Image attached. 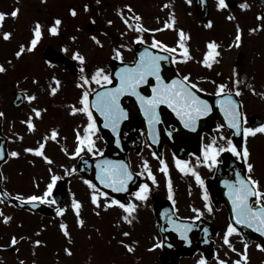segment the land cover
<instances>
[{
  "label": "rangeland",
  "instance_id": "obj_1",
  "mask_svg": "<svg viewBox=\"0 0 264 264\" xmlns=\"http://www.w3.org/2000/svg\"><path fill=\"white\" fill-rule=\"evenodd\" d=\"M211 1L212 3L215 2V0ZM244 2L245 0H239V5H237V10L241 12L237 10L230 11V15L235 17L231 21L238 20L237 22L229 24V19L223 21L225 10L216 6L212 11V26L207 27L203 22H199L203 25L196 26L195 19L198 18L193 10V0L189 6L187 0H100L99 4L96 0H0V11L11 13L14 8L19 7L20 9L17 17L6 16L3 26L0 27V63L5 65L9 73L12 72L16 75V87L25 88L23 85L27 80L25 74H34L39 79L51 74V78L56 76L59 79L62 76L57 74L59 72L57 67L46 63L42 58L44 45L49 43L55 47L67 46L70 50L66 52L67 54L79 49L88 57V70L93 64L104 66L108 58L114 56V49L117 47L121 48L123 58L132 57L131 44L134 37L140 33L128 29L119 15L120 11H124L130 22H133L131 21L132 13L128 12L125 5H131L134 12L142 16V23L147 28L162 29L159 32H143L142 35L146 41H152L155 37L170 46L176 45L179 35L177 31L175 32V28L165 29L163 24L166 20H170L169 13H174L176 17L175 27H181L184 32L190 34L188 35L190 36L191 45H196V47L203 45L202 41L209 37L213 41L218 38V42H220L221 60L219 63L214 64L211 69L200 66L195 59L187 61L188 64L181 62L180 69L183 71L190 65L193 77H206L213 73L219 76L220 79H226V85L230 86V83L234 82L233 78L236 74L234 72L239 69L235 64L237 53L242 51L245 55L241 64V67L244 65L242 67L244 71L239 74V77L250 78L248 82L240 83V95L244 102V108L247 113H259L264 119V27H262L264 26V19H261L258 15L259 6L256 1L246 0L250 5L247 9L240 7ZM85 4L90 6L87 11L84 10ZM165 4L168 7H164ZM48 5L51 7V11L47 9ZM71 7L77 9V16L68 14V9ZM48 11L50 13L57 11L56 16L62 19L60 32L62 35H48L45 31V36L35 51L25 52L22 57L17 58L15 52L19 45L16 46L15 43L19 38H23L25 34L27 35H25L24 43H27L30 32L29 30L26 33L27 27H30L29 23L33 22V19L39 20L45 26L51 23L50 16L52 15L49 16ZM93 17H95V23H93V29L89 31L86 23H92ZM108 20H113L114 23L109 25ZM238 25L242 30V35L241 41L237 45L234 43L235 36H233V33ZM253 28L257 30L250 31ZM5 31H11L13 36L5 40L2 36ZM227 31L229 35H227ZM20 32L23 33L19 35ZM121 33L125 34L122 36ZM93 34L103 41V46H98L91 40ZM72 36H76L77 40H71L70 37ZM124 44L129 45V47H121ZM229 45L232 46L229 47ZM250 69L254 70L255 77H257V83L253 86H250L249 83L256 79L251 80L252 74L248 72ZM51 78L47 80L49 83ZM200 80L204 87L214 88V82L205 79ZM51 86L53 85L47 84L41 91L49 95L43 104V109H46L44 111L45 117L49 121L57 120L54 122L56 125L62 124L66 131L64 135L69 136V139L65 142H72L76 140L77 129L82 134L80 119L71 114L70 105L67 102L70 100L69 96L74 94L76 89L61 84L56 95H53L50 93ZM6 87L7 93L4 91V95H6L5 100L8 102L13 86L9 83ZM56 110H58L57 115H55ZM48 143L49 151H52L49 157L53 160V163L50 165L44 160H34L33 164L36 166H33L32 171H24L26 174L22 171H16L15 178L18 185L16 191L24 194L28 192L41 194V191L46 188L51 175V172L47 170V166L51 167L60 176L64 174L61 166L70 165L72 158L68 156V151L62 149L61 144L57 141L54 142L49 139ZM251 143L250 154L251 161L254 164L253 171L259 176L261 174L264 176V134L257 133ZM70 146H68L69 150L72 148ZM56 151H60V155L56 154ZM39 169L41 170L37 171ZM22 174H25L24 179H22ZM33 174L34 176L41 175L43 177L39 176L36 179L39 188H35V185L32 186L31 175ZM78 178V176H75L74 180V177L73 179L70 177V189L66 196L67 201L71 189L75 191L76 196H80L77 189L83 188V186L79 181L80 178ZM33 182L35 183L34 177ZM19 186H22V188H19ZM6 208L10 209L11 212L5 211ZM12 210L11 207L0 202V211L12 217L9 223H4L3 216H0V244L10 246L13 235L18 238L25 237V239H18V243L13 246L11 251L7 250L8 247L0 248V264H19L20 261H24V264H32L33 260L36 261V264H163L157 259V254L160 251L159 239L154 238L155 227L152 224L151 215H148L147 211H145V216H135L133 222L128 224L126 221L123 222L121 216L123 212L118 206H112L108 209H97L95 206L94 210L88 208V215L87 213L82 215V219L85 221L83 227L78 223H76L78 226L74 225L73 220L69 221V224L67 223L71 233L70 242L58 226V220L61 221V218H57L56 214L47 216L40 212L19 209H15L12 213ZM138 218L142 221L141 225L136 222ZM68 219L65 217L64 222ZM125 232L129 235L125 236ZM219 238L215 241V253L212 258L210 257L211 259L207 260L208 264H218L217 255L230 262L234 258H238L237 253L231 252L223 244V240ZM37 239L45 243L36 246L33 241ZM231 240L235 247L242 251L240 244L233 239ZM120 241L125 243L121 244ZM153 244L158 246L152 248ZM127 246H132L134 251H128ZM65 247L71 248L73 255L69 256L65 253ZM248 251L250 256L248 264H264L263 253L254 251L252 247H249ZM226 253L228 254L226 255ZM201 256L200 252H195L191 256L181 257L177 264H193Z\"/></svg>",
  "mask_w": 264,
  "mask_h": 264
},
{
  "label": "snow or ice",
  "instance_id": "obj_2",
  "mask_svg": "<svg viewBox=\"0 0 264 264\" xmlns=\"http://www.w3.org/2000/svg\"><path fill=\"white\" fill-rule=\"evenodd\" d=\"M96 2L99 4L100 0H96ZM187 2L191 4L192 0H187ZM163 6L168 7L167 4ZM89 7L90 6L88 4H85L84 10L87 11ZM217 7L220 9L229 7V0H218ZM240 7L247 9L250 7V5L245 0V2L240 5ZM125 8L129 13H132L131 21L135 23L130 22L124 11H120L119 15L124 20V23L128 29H133L134 31L140 33L134 37L137 42L143 41L144 37L142 34L145 31L159 32L162 30L160 28H147L142 23V16L139 13H135L131 5H125ZM70 11L72 16L78 15L76 8H72ZM19 12V7L14 8L11 13L0 11V27L3 26L6 16L11 15L12 17H17ZM169 17L170 20H166L163 24V28L165 29H171L175 27L176 17L174 13H169ZM228 18L234 19L235 17L229 16ZM260 18L264 19V15H262ZM92 23H95V17L92 18ZM107 23L111 25L114 23V21L108 20ZM212 23L213 22L209 20L206 26L211 27ZM61 25L62 19L56 17L53 23L47 26L46 31L48 34L53 36L60 35ZM256 30L257 29L255 28L250 29V31ZM31 32L32 35L30 36L27 43L20 44L18 50L15 52V56L17 58L22 57L25 52H33L37 49L38 45L45 36V25H42L39 21H36ZM124 34L125 33H121L122 36ZM105 35H107V33H105ZM178 35L179 40L175 46H170L169 44L153 37L151 47H158L166 53L173 54V60L188 61L192 59V56L189 47L186 45V33L181 28L178 30ZM241 35L242 30L238 25L237 34L234 40L235 44H239L241 41ZM2 36L5 40H7L13 36V33L11 31H5L2 33ZM70 39L75 41L77 40V37L72 36ZM91 40L94 41L96 45L103 46V41L100 40L97 35L93 34L91 36ZM231 46L232 45H229V47ZM121 47L128 48L129 45L124 44ZM218 47L219 45L216 43V41H210L207 45L209 51L204 54L201 63L211 68L212 63L210 60H214L215 56L219 55V52L215 51V49ZM62 50L65 52L70 51L67 46H64ZM177 52L180 53L179 56L175 55ZM114 55L117 59L123 60L121 48H115ZM71 57L79 64L80 75L77 79V86L82 91L78 101L80 106L77 107L75 104L71 105L70 112L73 115L82 113L87 117V123L83 127V133L81 134L80 130L77 129V134L75 137L77 144L75 151L68 153L71 156L79 155L81 152H90L94 156L98 154V152L95 150L96 143L94 137L99 129L97 127L96 117L93 114V110L99 112L100 115L104 117L105 127L111 128L113 132L118 133L120 122L128 117V109L123 107L120 101V98L125 94H131L139 101L140 108L143 111L144 116L147 117L149 128L152 129L150 135H152L154 139L156 135L155 125L160 122L159 107L162 104L167 105L175 112L185 128H190L193 130L196 128L200 118L208 116L213 110L209 101L198 95L194 90L199 89L201 92L204 91V89L200 88L199 84L191 78V73L181 75L170 81L165 80V77L162 75L163 65L161 61L167 59L168 57L161 55L159 52L154 53L148 48H145L142 52H140L139 59L135 62V64L131 66L125 64L119 69V71L115 73V76L119 78V83L116 84V86L103 88L100 91L92 88L91 84L93 82L98 86L102 83L111 84L113 80V74L106 72L105 68L102 66L95 67L94 70L89 74L87 72L88 57L79 49L71 51ZM9 63H11V61H9ZM47 63L51 64L52 62L47 61ZM6 71L7 69L5 65L0 63V72ZM149 77H153L155 79L154 84L150 83ZM198 79H206V77H199ZM52 80L55 82V86L50 87V93L54 95L61 86V81L56 76H53ZM33 82L38 83V80L34 79ZM236 83H239V81L237 80ZM141 85H150L151 95H145L140 90ZM226 87L227 86L225 84H220L218 86L217 95L223 93ZM235 91L237 95L240 94L239 88H237ZM90 93H94V100L90 99ZM24 98L29 103H31L37 99V96L35 93H33L25 95ZM217 103L220 105L221 111L224 113L228 126L232 129H235L237 133H239L241 129L243 130L245 145L241 150L235 143H233L231 137H225L223 134H221L220 139L226 141L227 150H230L236 157L244 160L247 171L252 173L254 170V164L250 162V150L247 147L246 141L249 135L255 136L257 133L264 134V123H260L258 126H245L246 117L242 111V102H238L232 98L231 90H229L226 97H222L221 99L217 100ZM44 111H46V109L36 107L31 110V113L36 117H41ZM32 114H30L29 118L24 121L30 132L35 131L37 127V125L33 122ZM4 115L5 113L0 111V117H3ZM223 127L224 124H217V128ZM50 133V138L52 140H56L57 136L59 135L58 130L56 128H52ZM19 139L23 140V136H19ZM48 140L49 136L45 135L43 140L38 142V146L26 147L24 151L41 157L44 161L51 165L53 160L45 152V146ZM117 143H119V140H117ZM226 148L225 145H218L217 138L213 137L212 143L206 144L204 146L203 158H197V163H204L207 164L208 167H212L218 163L217 156H219L221 152L225 151ZM65 151L67 152V149H65ZM5 155V147L0 145V159H3ZM8 155L11 157H19L21 153L17 150H12L10 153H8ZM153 155H155V153H153ZM161 165V171L167 173V163L162 160ZM176 166L181 172L185 174L191 173L194 175L197 183L201 186H204V180L201 178L200 173L195 167L190 166L188 161L177 159ZM61 167L64 166L62 165ZM96 167L99 169L96 178L99 180L101 185H104L109 189H113L115 192H128V185L129 181H131L133 178V172L123 161L113 162L104 160L98 162ZM144 168L147 169V175L151 178L152 182L156 183V177L149 168L147 161L144 162ZM49 171L51 172L49 182L41 194L37 195L33 193L27 196L17 194L16 199L19 200L21 204L27 202L33 207H36L39 203L54 205L55 213L62 217L67 210V206H61L59 203H57L56 198L53 196V190L57 187V183L60 181L61 176L56 174L52 169H49ZM76 171L77 169L72 167L69 171L65 172V175H71ZM141 175H144V173L142 172ZM85 183L92 190L90 193L91 201L97 209H108L112 206H118L123 210L124 213L122 219L128 224L133 222V219L135 218L134 214L139 206L135 201L146 202L152 192V189L148 183H141L139 187L130 194L134 200L123 202L121 199H118L115 196H110L109 192L98 188L97 184L91 179L85 180ZM224 183L228 186V196L231 200L235 223L231 221L228 223L222 239L223 244L226 245L227 248L231 250V252L237 253L238 258L231 260L230 262L229 260L222 259L219 257V255H217V262L218 264H248L250 260L248 251L250 241L244 240L243 251H240L235 247L230 237L233 234L240 233L241 230L238 225H244L255 229L257 233L264 235V187L261 186L259 178H256L251 174L244 177L241 176L238 171L236 172L235 182L226 180ZM167 188L169 199L173 200V203H175V200L173 199L174 192L171 178L168 179ZM5 194L6 193H0V197ZM101 197L104 198L103 201L101 200ZM203 198L205 201L209 200L207 188H204ZM9 202L11 203V201ZM205 207L209 213L213 212V208L210 204H206ZM71 208L75 212L78 224L83 227L85 221L81 218L82 202L79 199H76L74 195ZM194 211L199 213V215L193 219H199L200 216L204 214L199 208L194 209ZM0 216H3L4 223H9L12 219L11 216L5 215L3 211H0ZM173 223L176 230L179 231L181 235L187 240V232L191 229V227H193V225L188 223L180 224L179 222ZM59 227L63 231L64 236L67 237L71 242V233L67 223L61 221ZM204 232L207 233L208 229L205 228ZM124 235L127 236L129 233L125 232ZM18 239H25V237L18 238L17 236L13 235L11 237V245L15 246L18 243ZM188 242L191 243L190 240ZM33 243L34 245L39 246L45 242L37 239L33 241ZM120 243L124 244L125 242L120 241ZM157 246V244H153L152 248H156ZM7 247L8 245L0 244V248ZM127 247L128 251H134L132 246ZM256 248L264 251V243H257ZM64 251L69 256L73 255V251L69 247H65ZM227 254L228 253H226V255ZM19 264H24V261H20ZM32 264H36V261L33 260ZM197 264H208V262L203 256H201V258L197 261Z\"/></svg>",
  "mask_w": 264,
  "mask_h": 264
},
{
  "label": "flooded vegetation",
  "instance_id": "obj_3",
  "mask_svg": "<svg viewBox=\"0 0 264 264\" xmlns=\"http://www.w3.org/2000/svg\"><path fill=\"white\" fill-rule=\"evenodd\" d=\"M234 10V9H232ZM131 60V59H128ZM74 61L75 66L77 67V61ZM214 61V60H213ZM60 66L67 70V67L63 64L59 63ZM190 64V63H189ZM98 66H101L100 64ZM244 66V65H243ZM242 66V67H243ZM105 68L106 72H109V69L107 70L106 65L102 66ZM240 68L241 65L239 66ZM91 69V72L94 70ZM182 75H186L188 73H191L192 76V68L190 65H188L185 70L179 69ZM69 75L71 72H67ZM80 73L78 71L72 72V77L70 78V84L69 81L65 77H60L59 80L61 81V84L65 86H74L77 84V79ZM213 74H209L206 77V80L209 82L214 81ZM196 83L199 84L200 88H203L204 90L210 91V89L204 88L200 82L194 80ZM30 82V81H28ZM10 85L15 88L16 80L9 81ZM151 83V82H150ZM5 83L1 82L0 80V111H3L5 115L3 117H0V145H3L6 150V155L3 159H0V187L4 188L7 192H12L14 188L16 187V179H15V171H32L31 165H32V157H36L37 155L32 153H27L24 151L26 147H36L38 146V142H41L43 140V137L46 135L47 128V118L45 117V113H42L41 117H36L34 114L31 113V110L33 108H43V104L46 101V99L49 97L48 94H43L39 88L35 87H28L25 88V95L27 94H33L35 93L37 96V99L31 103H29L24 97H23V103L16 107L12 105V91L11 96L8 102L5 100L4 91L7 93V89H5ZM94 84V82L92 83ZM153 84V83H152ZM96 85H94L95 87ZM146 89L148 90L149 85H145ZM79 90V89H78ZM75 94H71L69 96L70 100L67 101L68 104H75L77 107H79V97L81 93L79 91H75ZM56 95V94H55ZM32 114L33 122L37 125L36 130L30 132L28 130L27 125L24 123L25 120L29 118V115ZM80 119V125L84 127V125L87 123V117L83 116ZM42 124V125H41ZM139 124L142 125V121H139ZM219 124V123H217ZM217 124L211 129L210 132H203L202 133V146L200 151L194 152L192 150H189L187 155L184 158H177L173 155V153L170 151L169 147L167 145H164L162 147V152L160 156H157L156 154L153 155V151L150 148V146L147 144L145 139L140 140L139 146L136 142H132V146H130V149L128 150V157L130 160V166L134 171H136L140 177L141 183H148L152 189L151 195L149 196V199L146 202H140L135 201L139 206L135 212V214L139 217L145 216L147 211L148 215H151V221L152 224H156V219L153 214L152 210V203L156 197H159L163 200H168L172 207L174 212L178 216L182 217H196L199 215V213L195 212L194 209L199 208L204 213L202 216L210 219L214 223H222L224 221V206L221 198V194L218 192L219 190V184L216 182V184L212 181V185H214L217 189L216 197L217 201H213L210 198L209 195V184L207 181L211 178H213L216 164L212 167H208L207 164L204 163H197V158H203L204 154V146L206 144L212 143L213 137L217 138V141H220L221 134L224 136L223 128H217ZM46 131V132H45ZM19 136H23V140L19 139ZM11 137V139H10ZM102 145L103 142L100 139ZM218 144V142H217ZM245 145V144H244ZM100 148V144H96V149ZM12 150H17L21 153L19 157H11L8 155ZM242 150V149H241ZM48 151V142L45 146V152L47 154ZM84 153V152H81ZM80 153V154H81ZM58 154H60V151H58ZM219 156H217V161L219 162ZM41 158V157H40ZM238 158V157H237ZM186 160L189 162V165L192 167H195L196 170L200 173L201 178L204 180V186H201L197 183L196 178L191 173H183L177 168L176 166V160ZM165 161L168 166V172L165 173L161 171L162 165L161 161ZM147 161L149 168L151 169L152 173L156 177V183H153L151 178L147 175V169L144 168V162ZM26 167V168H25ZM41 169L37 170L40 171ZM62 171H68L67 169H62ZM144 173V175H141V173ZM247 175L251 174L256 178H259L261 182V186L264 187V176H259L253 171L252 173H249L246 170ZM171 178L172 186H173V192L175 200V203H173V200H170L168 197V188H167V182L168 179ZM66 192L70 189V181L66 178ZM139 187V186H138ZM204 188H207L209 200L205 201L203 198V192ZM209 189V190H208ZM135 191V190H133ZM131 191V192H133ZM71 192V191H70ZM131 194V193H130ZM129 194L130 200H134L133 197ZM129 200V201H130ZM206 204H210L213 208V212L209 213L205 207ZM139 225L142 224V221L138 218ZM155 227V225H154ZM156 235L159 237V233L156 229ZM237 238H243L241 231L240 233L236 234ZM254 242V241H251ZM256 243V242H254Z\"/></svg>",
  "mask_w": 264,
  "mask_h": 264
},
{
  "label": "water",
  "instance_id": "obj_4",
  "mask_svg": "<svg viewBox=\"0 0 264 264\" xmlns=\"http://www.w3.org/2000/svg\"><path fill=\"white\" fill-rule=\"evenodd\" d=\"M201 0H196V8L198 9V11H200V9L199 8H201L202 7V5H201ZM204 7V6H203ZM140 47H141V45L140 44H137V45H135V52L137 51V50H139L140 49ZM140 52H142V51H139L136 55H137V57H139V54H140ZM111 66H112V68H114L115 66H117L118 65V63L117 62H114V61H112V62H110L109 63ZM122 68V67H121ZM205 97H206V99L208 100V101H210L211 103H214V102H212L215 98H212L213 96H209V95H204ZM222 97H220V98H218V99H221ZM205 99V98H204ZM127 103V104H126ZM122 104L125 106V107H127V109H129V113H132V111H131V109H130V106L128 105V101H126L125 99H123L122 100ZM214 117H219V118H222L223 119V121L227 124V120H226V118H225V116H224V113H222L221 111L218 113V112H216V111H214L209 117H208V119H212L213 120V118ZM250 120L253 122V123H255V122H257L258 121V119H257V117L255 116V115H253V116H250ZM203 121V120H202ZM202 123L203 122H201L200 123V125H202ZM124 127H126L124 124H123V127L122 128H124ZM121 128V129H122ZM160 136L162 137V140H163V138L164 137H166L167 135L164 133V131H162L161 133H160ZM107 137V139L109 140L110 139V136H106ZM119 156L121 157V161H123V152H121L120 154H119ZM87 173V172H86ZM100 186H102V187H105V188H107L106 186H104V185H101V184H99ZM108 189V188H107ZM17 203H19L20 205H24L25 203H23V204H21V202H17ZM27 205H29V206H32L31 204H27ZM33 207V206H32ZM166 235H165V237L162 239V245H163V247L166 249V250H168V251H190V250H192V249H195L198 245H199V243H200V241H199V239H197V238H195L194 236H193V238L191 239V243H189L188 241L190 240V237H187L188 239L186 240L184 237H182V238H179V237H176V236H174V235H172L171 233H169V232H167L166 231ZM192 235V234H191ZM207 247H206V253L209 255L210 253H211V247L209 246V244L208 245H206ZM162 259V258H161ZM162 260H164V259H162Z\"/></svg>",
  "mask_w": 264,
  "mask_h": 264
}]
</instances>
